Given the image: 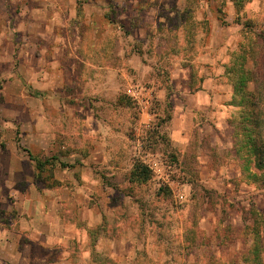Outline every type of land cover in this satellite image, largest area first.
Instances as JSON below:
<instances>
[{"label": "rangeland", "instance_id": "obj_1", "mask_svg": "<svg viewBox=\"0 0 264 264\" xmlns=\"http://www.w3.org/2000/svg\"><path fill=\"white\" fill-rule=\"evenodd\" d=\"M23 17L41 23L43 34L80 37L81 44H63L71 55L101 62L100 55L109 53L110 61L117 62L122 49L127 56L121 94L126 107L114 113L98 110L103 117L118 118L114 120L119 121L120 128L108 146L113 149L110 164L119 169L113 176L109 170L95 172L99 185L110 184L115 191L107 194L103 185L97 189L112 199L120 194L133 197L124 199L119 211L124 218L129 213L134 219L138 229L135 239L142 246L139 263L125 257L116 264H264V237H254L251 230V211L264 216V174L260 182H246L228 141H216L213 151L192 146L191 154L182 159L181 152L160 139L156 119L150 130L139 128L142 117L132 100L124 98L128 86L151 88L157 81L165 82L160 68L168 71L177 59L188 61L199 49L208 47L219 53L221 74L217 78L223 86L231 87L225 67L231 65L238 46L245 43L243 32L264 33V0H248L240 12L232 0H0V36L14 35L17 39L13 46L0 45V224H13L22 211L14 190H29L28 182L35 181L40 195L47 198L46 209L63 215V222L71 229L75 220L89 212L85 208L103 197L96 192L90 194L92 190H74L71 184L72 180L79 182L80 176L85 178L80 160L86 159L84 152L93 146L89 136L83 134L84 126L78 129L70 119L79 113L84 117L87 111L74 107L81 85L69 71L60 74L53 67L55 61L38 59L41 50L49 58L48 46L53 45H24L19 41L22 32H39L32 27L22 29ZM237 19L248 26L236 24ZM45 65L51 66L47 76L40 74ZM261 71L264 74V63ZM253 87L248 84L249 90ZM155 107L156 102L150 113ZM238 116L239 109L230 120ZM16 139L20 143L16 144ZM26 151L42 161L57 157L53 178L58 185L46 173L43 181L35 179L34 163ZM147 153L161 155L169 183L157 181L144 162ZM198 153L201 158L197 160ZM203 159L208 160L210 170L201 167ZM136 162L151 173L140 185L127 183V173ZM180 194L183 200L178 198ZM53 197H62L67 203L53 205L49 201ZM56 228L60 232L58 224ZM68 246L75 248V239H70ZM81 259L79 263L86 264Z\"/></svg>", "mask_w": 264, "mask_h": 264}, {"label": "crops", "instance_id": "obj_2", "mask_svg": "<svg viewBox=\"0 0 264 264\" xmlns=\"http://www.w3.org/2000/svg\"><path fill=\"white\" fill-rule=\"evenodd\" d=\"M28 8L34 12L39 10ZM58 9L61 10V6H58ZM22 21L26 23L21 24L22 29L32 27L37 28L36 31L39 32L33 35L28 31V35L22 32L19 41L24 45L52 44L53 46H48L49 58H46L45 51L41 50L43 54L38 59L43 62L55 61L52 65L60 74L68 70L75 82L81 85V92L75 96L77 104L74 107L79 110L86 108L87 112L84 117H80L78 112L79 114L74 115L70 122L78 129L84 126L83 134L89 136L93 148L84 152L85 160H80L81 170H85V178L80 176L79 182L72 180L71 184L74 190H84L88 193L92 190L90 194L96 192L98 196H103L104 193H99L97 187L104 186L108 194V191L113 190L112 186L104 182L103 186L99 185L100 179L95 172L109 170L111 172L109 175L113 176L114 170L119 169L110 164L113 149L108 146H110L109 141L117 135L120 124L119 121L114 120L118 118L103 117L98 110L105 108L114 113L119 108L126 107L121 106L118 100L122 97L126 79L127 56L122 49L117 53L119 58L117 62L110 61L109 53L100 55L101 62L93 60L94 57L83 58L79 55H71L67 53V46L63 47V44H68L70 41L81 44L80 37L71 39L56 34L46 35L40 32L41 23H36L34 18L23 17ZM16 40L14 35L0 36V45L13 46ZM219 58V53L208 47L199 49L196 56L188 61L177 59L172 64L174 68L167 69L168 71L156 67L160 73L165 74V82L157 81L151 85L156 102L155 111L148 117H142L137 124L146 132L154 126L156 119L160 139L170 149L181 152L182 159L191 154L192 146H197L199 149L206 146L210 151L216 147V141H228L227 143L232 146L233 130L229 120L232 115H236L238 108L228 104L231 99V87L223 86L220 78H217L221 74ZM50 68V65H45L41 68L40 74L47 76ZM132 70L136 69L133 67ZM108 94H111L110 97L107 96ZM199 153L196 156L197 160L201 158ZM153 155L161 158L159 154ZM208 163L207 159H203L200 164L208 171L210 170ZM161 166L164 170L167 169L163 161ZM130 171L127 173V178ZM127 183H129L128 179ZM11 185L15 186V183ZM35 186L39 185L35 181H29L26 186L30 187L29 190L23 192L14 190L20 198L18 206L22 211L13 224H0V233L3 235L0 238V264H80L79 257L82 258L81 262L86 261V264H97L100 261L104 263L106 260L116 264L117 261H124L125 257H128L131 263H139L138 252L142 250V246H139L135 239L138 230L136 223L134 219H130L129 213L126 214L127 218L126 216L124 218V213L119 211L121 202L124 199L134 200L133 197L120 194L114 197L115 199L104 196L97 199L85 208L89 212L84 216L79 215V219L75 220L70 229L63 222L65 220L63 215L46 209L47 198L41 196ZM116 193L121 192L116 191ZM88 198L91 200V197ZM49 201L53 205L59 203L62 205L66 202L62 197L61 199L53 197ZM101 204L103 208H99ZM138 216L141 214L139 213ZM56 223L60 227V232L56 228ZM70 239H75V248L68 246ZM6 249H9V252Z\"/></svg>", "mask_w": 264, "mask_h": 264}, {"label": "trees", "instance_id": "obj_3", "mask_svg": "<svg viewBox=\"0 0 264 264\" xmlns=\"http://www.w3.org/2000/svg\"><path fill=\"white\" fill-rule=\"evenodd\" d=\"M232 1L235 10L240 12L243 3L248 0ZM235 23L243 24V27L248 26V23H241L238 19ZM250 34L243 32L245 43L238 46L231 65L225 67V74L231 85V99L228 104L239 109L238 118L233 122L229 120V125L233 130L234 156L239 162L240 174L244 180L248 183L250 181L257 183L263 180L264 174V74L261 71L264 63V33ZM249 83L254 86L252 90L248 89ZM122 98L120 97L118 103L126 106ZM124 98L130 100L128 97ZM153 100L154 103L155 98ZM16 143H19L18 139ZM26 152L29 160L34 163L35 179L43 181V174L46 173L47 177L54 182L53 184L58 185L53 178V161L57 157L52 156L42 161L28 151ZM59 152L62 154L61 151ZM60 166L69 167L63 163ZM150 175V171L142 163L136 162L127 179L130 184L140 185L146 183ZM251 215L253 220L251 230L254 237L261 235L264 237V216L254 211H251ZM255 252H258L257 246ZM105 262L110 263L111 261L106 260Z\"/></svg>", "mask_w": 264, "mask_h": 264}, {"label": "built area", "instance_id": "obj_4", "mask_svg": "<svg viewBox=\"0 0 264 264\" xmlns=\"http://www.w3.org/2000/svg\"><path fill=\"white\" fill-rule=\"evenodd\" d=\"M124 94L136 105L141 117H148L150 115L153 103V91L151 88L132 85L125 89ZM144 162L154 173L158 182H170L168 172L161 166L162 160L160 157L147 153L144 157ZM178 198L183 200L184 196L180 194Z\"/></svg>", "mask_w": 264, "mask_h": 264}]
</instances>
